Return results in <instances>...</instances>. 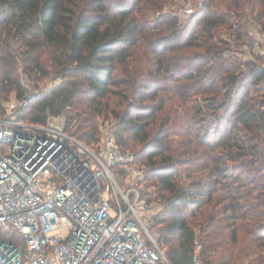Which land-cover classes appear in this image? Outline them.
I'll list each match as a JSON object with an SVG mask.
<instances>
[{
    "label": "trees",
    "instance_id": "obj_1",
    "mask_svg": "<svg viewBox=\"0 0 264 264\" xmlns=\"http://www.w3.org/2000/svg\"><path fill=\"white\" fill-rule=\"evenodd\" d=\"M164 1L0 0V112L10 91L25 95L18 64L61 76L24 118L62 114L92 146L96 117L112 114L117 144L145 158L161 202L151 227L170 264H195V250L202 264H264V68L224 56L248 42L246 14L264 30V0H205L180 24L161 14L151 24Z\"/></svg>",
    "mask_w": 264,
    "mask_h": 264
},
{
    "label": "built area",
    "instance_id": "obj_2",
    "mask_svg": "<svg viewBox=\"0 0 264 264\" xmlns=\"http://www.w3.org/2000/svg\"><path fill=\"white\" fill-rule=\"evenodd\" d=\"M197 1L177 0L179 23L200 9ZM253 33L264 43V30ZM61 80L43 81L45 89L23 85L25 95L0 112V264H170L147 227L158 206L141 197L146 172L136 153L119 146L113 131L93 150L61 115L42 124L24 118L30 99ZM194 260L202 264L197 250Z\"/></svg>",
    "mask_w": 264,
    "mask_h": 264
},
{
    "label": "rangeland",
    "instance_id": "obj_3",
    "mask_svg": "<svg viewBox=\"0 0 264 264\" xmlns=\"http://www.w3.org/2000/svg\"><path fill=\"white\" fill-rule=\"evenodd\" d=\"M201 1H202V3L200 5V9H202L203 3L205 2V0H201ZM199 2H200V0L197 1L196 4H198ZM177 4H178L177 0H167V1L165 0L160 5V7H158L157 9H154L153 11H149V13H148L149 22H151V24H154L158 20V17L156 16L158 12H160L161 15H170V16L175 17L174 9H175ZM241 10H252V9L249 7H244ZM246 12L249 13V11H246ZM236 20H238V19H236ZM241 20H242V22H245V24L247 25V31L249 33L248 38L246 39L248 41L247 43H251L254 39V33L253 32L256 30L259 31V29H260L259 23H258L257 19H255V21H253L254 19L250 13L246 14ZM218 32L220 33V35L224 39L231 38V37H229L230 36L229 30L227 29L226 26H222V28L220 27L218 29ZM247 43H243L241 46H236V47L233 45L231 47V49L237 53H234L232 55V57L236 60H239V62H241L242 70L245 72L249 70V66H246L244 64V62H246V61H251V62H253V64L262 66L264 68V49L261 50L260 53H255V52H253V50L251 48L244 45ZM17 70H18V74L20 77V84L22 87L25 84H28L31 87L38 86V84H39V89L40 88L45 89L49 85L45 84V82L43 84V81H48V80H50V78L52 76L55 75L54 73H49L47 76L42 77V78L35 77V76H29L23 70L21 64H18ZM40 84H43V86L40 87ZM25 93H26V90H25ZM13 97H16V98L18 97L15 90L9 92L7 98L5 100H3L2 106L8 101L9 98H13ZM61 116H63V115L61 114ZM95 120L97 123V129H98V139H97V141H95L93 143L92 146L87 145L90 148H92L93 150H96L98 145L101 144L102 141L104 140L105 136L110 134V132L114 131V129L117 126V119L114 118V116L112 114H106L104 116H97ZM172 124H173L172 129L177 130L178 125L176 123H172ZM127 149L132 150V151L136 150L135 148H133L132 143L128 144ZM144 160H145L144 156H140V158H138V156H137L138 166L143 165V167H144L145 166ZM146 176H147V174H146ZM146 176H145L144 180L139 181V183H143V185L142 184L138 185L139 186V192L141 194V197H143L144 199H149V201H153L157 204L158 209H157L156 213H158L161 209V202L157 196V193L155 192L156 188L152 187V185L149 184V179ZM156 213L154 214V216L156 215ZM154 216L151 218V220L147 221V227H148L149 231L151 232V234L153 235L154 239L156 240L158 233L155 230H153V228L151 227ZM241 241H243V240H241ZM159 246L162 250H164V248H162V246L160 244H159ZM246 263H247L246 261L241 262V264H246Z\"/></svg>",
    "mask_w": 264,
    "mask_h": 264
},
{
    "label": "crops",
    "instance_id": "obj_4",
    "mask_svg": "<svg viewBox=\"0 0 264 264\" xmlns=\"http://www.w3.org/2000/svg\"><path fill=\"white\" fill-rule=\"evenodd\" d=\"M249 48L253 50L255 53H260L261 50L264 49V43L263 41H253L251 43H247Z\"/></svg>",
    "mask_w": 264,
    "mask_h": 264
}]
</instances>
